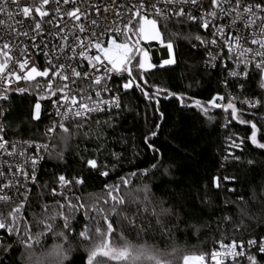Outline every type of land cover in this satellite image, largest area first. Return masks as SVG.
I'll return each mask as SVG.
<instances>
[{"label":"snow or ice","instance_id":"obj_1","mask_svg":"<svg viewBox=\"0 0 264 264\" xmlns=\"http://www.w3.org/2000/svg\"><path fill=\"white\" fill-rule=\"evenodd\" d=\"M113 4H116V0H30V3L24 5L19 0H0V28L7 31V38L0 37V83L4 85L0 90V101L9 100L8 93L13 82L17 85L20 81L36 82L38 91L46 93L45 96H39L38 100L56 97L51 103L58 120L52 122L47 132L52 133L58 127L66 134L63 138L65 142L71 138L66 122L80 129L85 127L94 113H106L107 120L95 121L99 130L94 138L101 142L100 147L94 150L97 155L86 160V167L99 172L103 177L109 175V169L115 170L121 157V153L111 151L114 162H101L99 153L107 146V136L103 129L116 127L111 114L114 109L120 110L122 107L119 93L132 88L139 90L150 103L155 101L156 112H159V97L163 93L165 98L175 97L181 107H195L209 119H212L210 109H221L230 116L228 123L235 121L248 126L250 134L246 137L227 138L229 143L221 159V170L231 163H245L242 155L236 153H243L246 143L264 151V125L258 126L256 122L264 120V116L257 115L258 110L264 107V97H237L231 92L224 95L216 93L204 103L184 94L149 85L147 75L158 65L152 62V54L146 50L147 45L158 43L167 54V58L159 62V67L174 65V45L171 39L165 38L169 26L189 29L195 27L197 31L188 34L189 38L197 42L192 47L199 45L205 49L206 67L216 68L219 65L227 71L228 79L221 81L223 87L227 89L231 82H236L237 89L243 91L250 76L256 73L260 76L261 88H264V0H121L112 9L114 16L111 22L114 26L109 28L104 25V21L109 18L102 14L107 13ZM41 56L44 59L42 68L38 64ZM229 64L232 65L231 68L228 67ZM134 68L136 75L133 74ZM124 73L128 77L124 83L115 88L110 86L109 81L114 74L122 76ZM38 77L44 79L45 86L42 89L37 81ZM78 84H87L88 87H77ZM15 91L24 93L27 89L17 86ZM103 93L111 95L104 99ZM8 112V108L0 105V157H4L0 161V178H3L0 181V203L10 207L6 215L0 214V264H7L18 246L27 249L29 253L34 252L35 245L40 241L33 238V227L38 229L41 239L55 233L65 242L75 235L79 236L82 243L92 242V247L85 249V255L81 257L83 264H141L144 258L148 264H172L168 259L148 253L146 247H135L128 243L116 246L111 240L115 231L114 217L127 209L121 189L129 187L131 178L148 175L149 169L127 173L113 184L105 185L107 195L103 205L108 206L111 215L102 206H89L81 202L79 197L64 195L65 188L82 185L84 178L80 176L69 180L60 174L57 177V187L60 190L53 188L51 195L53 198L63 196V202L55 200L52 205L42 204V214L34 213L31 221L26 220L24 209L30 199L29 185L39 187L38 168L44 159L41 153H49V144L6 139L9 131H18L11 129L6 121ZM40 115L41 104L37 102L32 111V120L39 121ZM245 116L252 118L245 119ZM160 119H163V113H160ZM159 128L160 124L156 123V130L143 137L144 144L154 154L159 152L153 143ZM84 135L87 138L89 133L85 132ZM123 142L125 138L121 137V143ZM32 149L35 154L29 155V150ZM8 158L18 159L20 162L13 164ZM60 159H63L62 155ZM246 164L252 167L255 162L249 158ZM151 168L156 169L157 165L153 164ZM164 174H168L167 169ZM237 179L235 175L218 173L212 178V187L216 190L226 187L227 192L235 194L238 189L227 185H235ZM11 187H15L16 193L22 197L18 204H14V197L4 191ZM204 190L207 192V185ZM144 191L148 192L147 185ZM42 195V192L37 193L38 197ZM73 199L77 203H73ZM210 202V198L205 197L203 203ZM224 204L234 206L239 214L238 222L233 227L234 232L242 231L245 218L249 222L257 219L258 223L264 225V219L256 218L249 212L250 207L264 210V185L260 188L259 196L253 188L247 200L240 195L235 200L225 199ZM53 208L56 209L55 212L51 211ZM78 212L86 214L89 221L95 220L96 214L104 213L103 227L95 225L98 242H93L92 231L87 225L78 234L75 233L73 214ZM139 214L147 215V209L141 213L140 206L137 205L130 228L135 227V216ZM152 220L164 232L171 231L170 226L166 227L169 221L174 220L177 228L185 224L179 216L173 217L171 209L164 208L162 202L161 214L158 215L153 209L150 223ZM61 221L63 231L56 232L53 224ZM214 223L218 231H222L220 226L233 223V219L225 214ZM206 226L211 227V223ZM223 230L226 231V228ZM217 243L218 249L210 254L212 264H242L238 258L245 259L247 264H261L257 257L264 256V236L252 237L247 241L233 239L229 243L221 239ZM54 254L59 259V264H73L63 247L56 246ZM206 261L204 254L184 255L181 264H206ZM10 264H17V261L11 260Z\"/></svg>","mask_w":264,"mask_h":264},{"label":"trees","instance_id":"obj_2","mask_svg":"<svg viewBox=\"0 0 264 264\" xmlns=\"http://www.w3.org/2000/svg\"><path fill=\"white\" fill-rule=\"evenodd\" d=\"M196 31L195 27L189 29L170 25L165 38L173 42L176 63L164 67L157 66L147 75V80L149 85L206 103L214 94L223 93L225 87L221 81L225 79L222 70H209L204 67L203 51L198 45L193 48L192 45L197 42L188 36L189 32ZM173 33L176 35H172ZM133 74L136 75L135 68ZM118 81L120 83L125 81V76L119 77ZM152 90L155 91V88ZM238 94L241 97H264L260 76L253 73L244 85V90ZM8 95L6 108L9 112L6 121L11 129H18L8 133L23 139L46 140L44 127L54 117L53 106L49 100H38V97L43 95L33 89L24 93L9 91ZM122 100L123 107L112 111L111 114L116 127L103 129L107 136V146L99 153L101 162L109 164L114 162L110 155L111 151L121 153L120 162L115 170L109 169V175L103 177L99 172L86 167V160L97 155L94 150L99 148L101 143L94 138V134L99 130L95 121L107 120V114L90 118L85 127L80 129L66 123L71 138L65 142L63 138L66 134L58 129L52 151L41 169L39 187L34 186L26 207V220L31 221L34 213L42 214V204L52 205L55 200L63 202V196L53 198L51 195L53 188L60 190L57 187V177L60 174L69 180L80 176L84 178L82 185H70L65 188L64 195L70 198L79 197L81 202L89 206L93 204L102 206L111 215L108 206L103 205L107 195L105 185L113 184L127 173L149 169L148 175L131 178L129 187L121 189V195L127 202V209L114 217L115 231L111 240L116 246L128 243L135 247H146L153 253L170 258L168 260L172 264H181L184 255H206L221 239L229 243L233 239L247 241L252 237L264 236V225L258 223L257 219L249 222L245 218L242 231L234 232L233 227L238 222L239 214L234 206L224 204L225 199L235 200L240 195L247 200L253 188L259 196L260 188L264 185V151L255 149L249 143L245 144L243 153L239 151L236 153L242 155L245 163L240 165L231 163L223 170L220 167L229 143L227 138L246 137L250 134L248 126L235 121L228 123L231 118L221 109H210L209 115L212 119H209L195 107H181L175 97L165 98L163 93L159 97V112L154 111L155 101L150 103L145 100L141 92L135 88L124 92ZM37 102L41 104V115L39 121H33L32 111ZM160 113H163V119H160ZM257 115L264 116V107L258 110ZM256 122L258 126L264 125V120ZM156 123L160 124V128L157 130V136L153 138V143L159 152L154 154L144 144L143 137L148 132L156 130ZM225 123H228L227 127H224ZM85 132L89 133L87 138ZM121 137L125 138V142L121 143ZM249 158L255 162L252 167L246 164ZM153 164L157 165L156 169L151 168ZM165 169L168 170L167 175L164 174ZM218 173L237 176L235 185H227L238 189L235 194L227 192L226 187L221 190L212 187V178ZM145 185L148 186L147 193L144 191ZM205 185L207 192L204 190ZM38 192L43 193L42 197L37 196ZM205 197L210 198L209 204L203 203ZM161 202L164 208L171 209L173 217L179 216L185 224L177 228L174 226V220L169 221L166 227L170 226L171 231L164 232L154 220L150 223L153 209L158 215L161 214ZM73 203L77 201L73 199ZM251 203L249 200L250 205ZM137 205L140 206L141 213L146 208L147 215H136L135 227L130 228L137 212ZM8 211L10 207L0 203V214L6 215ZM51 211L55 212L56 209L53 208ZM249 212L256 218L264 219V210L259 207H250ZM225 214L232 217L233 223L222 224L220 226L222 231H218L214 221L222 219ZM73 215L75 233L78 234L87 225L92 231L93 242H98L95 225L100 224L103 227L104 213L96 214L95 220L92 221H89L88 216L82 212ZM209 223L211 227L206 226ZM53 227L56 232L63 231L62 221L54 223ZM225 228L226 231L223 230ZM32 235L34 239L40 241L35 245L34 252L29 253L27 249L18 246L7 264H10L11 260H16L17 264H35L37 260L59 264V259L53 256L56 244L65 249V254L72 259L73 264H83L81 257L85 255V249L92 247V242L82 243L78 235L70 236L67 242L55 233L41 239L35 227L32 228ZM257 258L264 264V256L258 255Z\"/></svg>","mask_w":264,"mask_h":264},{"label":"built area","instance_id":"obj_3","mask_svg":"<svg viewBox=\"0 0 264 264\" xmlns=\"http://www.w3.org/2000/svg\"><path fill=\"white\" fill-rule=\"evenodd\" d=\"M19 2H20L21 5H24V4L30 3V0H19ZM120 3H121V0H116V4L111 5V6L109 7L108 12L102 14V16H103V15H107L108 18H109L107 21H104V25H105L106 27L111 28V27L114 26V25L112 24V22H111L112 19H113V16H114L112 9H113L114 7H116L117 5H119ZM101 18H102V17H101ZM203 34H204V33L202 32V35H203ZM209 35H210V34H209ZM0 37L7 38V31H6L5 29L0 28ZM198 46H199V45H198ZM199 48L203 51V55H204V58H203V65H204V67L207 68V69H209V70H216V69L222 70V71H223V74H224V75H223V76H224V79H228V73H227V71L223 70L219 65H218L216 68H210V67H206V66H205V60L207 59V54H206V51H205V49H204L203 47L199 46ZM157 57H158V58H157L156 60H158L159 62H160L161 60H163L164 58L167 57L166 51H165V49H164L163 47L161 48V50H158V52H157ZM38 64H39V66H40L41 68L44 66V59H43L42 56L39 57V59H38ZM228 67L231 68L232 65L229 64ZM126 75H127L126 73L122 74V76L127 77ZM122 76H121V75H115V74H114L112 80L109 81L110 86H112L113 88H115L117 85L124 83L125 81H121V83L118 81V78H119V77L122 78ZM37 81L40 82V88L42 89V88L45 86L44 79L38 77V78H37ZM17 86H19V87H23V88H26L27 90H29V89H33V90H36L37 92L41 93L43 96L46 95V93H44L42 90L38 91V89H37V83H36V82H31V83H29V82H25V81H20V82L18 83V85H17V83L13 82V84H12V89H11L10 91H15V88H16ZM77 87H84V88H87L88 85H87V84H78ZM3 88H4L3 83H0V90H2ZM127 91H128V90H127ZM16 92H17V91H16ZM124 92H126V91L121 90L120 93H119V95H120V99H121V105H122V107H123L122 94H123ZM227 92H231L233 95H235V96H237V97H241V96L238 94L240 91L237 89V83H236V82H231L229 88H227V89L225 88L224 91H223V93H222L221 95H224V94H226ZM110 95H111L110 93H103V94H102V98H104V99H108V98L110 97ZM244 97H245V96H244ZM249 97H250V98H255V97H259V96H249ZM52 99H56V97H52V98L48 99L50 103H51V100H52ZM51 104H52V103H51ZM0 105H3L4 107H6V102L0 101ZM52 106H53V105H52ZM238 106H239V105H238ZM122 107H121V108H122ZM53 110H54V117H53V120H52L51 122H49V123L44 127V133H45V136H46L47 139H46V140H31V141H35L36 143H39V144L48 143V144H49V153L52 151V148H53V141H54L55 136H56V133H57V131H58V129H59V128L57 127V128L55 129L54 132H52V133H48V132H47V129H48L49 126H51L52 122L58 120V117H56V115H55V109L53 108ZM113 111H116V110L114 109ZM222 111H223V110H222ZM103 114H106V113H94L92 117H97V116H100V115H103ZM5 119H6V117H5ZM66 123H67V122H66ZM6 139H8L9 141L14 140V139H16V140H20V139H22V140H29V139H23V138H20V137L13 136V135H11V134H9V133H8L7 136H6ZM49 153H43V152L41 153V154L44 156V159H43V161L40 163L39 168H38V179H39V176H40V173H41V169H42V167H43V165H44V162H45L47 156L49 155ZM34 154H35L34 149L29 150V155H34ZM3 159H4V157H0V161H2ZM8 159H9V161H10L11 163H13V164H16V163H19V162H20L18 159H13V158H8ZM2 179H3V178H0V181H2ZM34 186H35V185H29V187H31L30 198H31V195H32V191H33ZM4 191H5L9 196H13V197H14V202H13L14 204H18V203L20 202V200L22 199V197H20V196L16 193V188H15V187L7 188V189H5ZM21 191H22V189H21ZM29 200H30V199H29ZM28 202H29V201H28ZM28 202H27V204L25 205L24 213H25L26 207H27V205H28ZM216 249H218V244H217L213 249H211V251H210L209 253H207V254L205 255V256L207 257L206 264H212V261H211V259H210V254H211V252H212L213 250H216ZM238 259H241L242 264H247V261H246L245 259H242V258H238Z\"/></svg>","mask_w":264,"mask_h":264},{"label":"rangeland","instance_id":"obj_4","mask_svg":"<svg viewBox=\"0 0 264 264\" xmlns=\"http://www.w3.org/2000/svg\"><path fill=\"white\" fill-rule=\"evenodd\" d=\"M161 46L158 44V43H155V42H153L151 45H147L146 46V50H148L149 52H150V54H152V62L153 63H156L158 66H159V61L157 62L156 61V59L158 58L157 57V52H158V50H161ZM174 52H175V47H174ZM167 58V57H166ZM165 59V58H164ZM162 61V60H161ZM128 79V77H125V81ZM56 246H59L58 244H56L55 245V247ZM147 252L148 253H150V254H154L155 256H157V257H164V255H162V256H160L159 254H156V253H153V252H151L149 249H147ZM192 255V254H191ZM54 256V258L55 259H58L57 257H56V255L54 254L53 255ZM164 258H166V259H170V258H167V257H164ZM49 264V262L47 263V262H39V264ZM52 264H53V262H51ZM35 264H37V262L35 263ZM141 264H148V261H147V259L146 258H144V259H142L141 260Z\"/></svg>","mask_w":264,"mask_h":264},{"label":"water","instance_id":"obj_5","mask_svg":"<svg viewBox=\"0 0 264 264\" xmlns=\"http://www.w3.org/2000/svg\"><path fill=\"white\" fill-rule=\"evenodd\" d=\"M158 62V60H156ZM127 76V75H126Z\"/></svg>","mask_w":264,"mask_h":264}]
</instances>
